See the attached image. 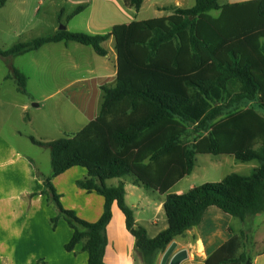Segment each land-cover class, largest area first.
<instances>
[{"label":"trees","instance_id":"trees-1","mask_svg":"<svg viewBox=\"0 0 264 264\" xmlns=\"http://www.w3.org/2000/svg\"><path fill=\"white\" fill-rule=\"evenodd\" d=\"M5 2L0 0V6ZM142 2L130 0L135 11ZM83 9L77 7L68 19ZM162 10L170 14L115 25L103 35L63 30L0 49V57L8 59L49 43L75 42L105 57L102 44L113 38L116 82L101 87L98 115L64 138L50 142L29 138L49 151L51 171L43 178L42 194L57 211L50 219L52 228L63 218L71 230L64 250L73 252L81 245L86 264H104L105 229L113 202L123 214L125 228L144 264H155L157 255L195 227L208 207L240 220L264 209V0L224 6L218 0H195L189 9ZM211 11H218V16L210 15ZM8 78L15 81L19 92L26 93V77L19 70L12 68ZM235 84L238 92L231 95L229 87ZM224 99L226 102L218 104ZM245 102L256 103L263 113L253 107L235 108ZM188 126L199 137L185 144ZM201 132L206 135L200 136ZM196 155H230L240 162L257 161L259 166L248 176L230 174L185 194L169 193L192 173ZM73 167L86 171L76 186L103 198V211L95 222H86L65 209L53 186L54 178ZM124 177L165 195L168 227L156 237H147L146 230L135 223L125 204L124 184L106 185L107 180ZM247 243V233L240 231L204 264H252ZM33 264L46 263L38 260Z\"/></svg>","mask_w":264,"mask_h":264},{"label":"rangeland","instance_id":"rangeland-1","mask_svg":"<svg viewBox=\"0 0 264 264\" xmlns=\"http://www.w3.org/2000/svg\"><path fill=\"white\" fill-rule=\"evenodd\" d=\"M40 1L42 4L38 5ZM59 1L8 0L5 2L4 6L0 7V49L7 50L16 43L29 42L33 39L50 36L54 32H58L60 27H64L63 23L67 21L66 14H69L74 8V6L66 4L65 13H62L60 7H58ZM226 2L227 0H220V4H225ZM109 9L111 10V8ZM212 14L214 17L218 16L216 12H212ZM86 16L87 13L80 14L74 20H71L69 22L70 30H78L77 32L86 33L83 32L85 30L84 24ZM157 17L153 9L145 6L138 16L135 15L132 17V20L141 21ZM124 20L128 22L126 18ZM118 22L124 21L118 20ZM72 45H74L72 47H75V51L71 50L72 63L68 61L67 54L63 52L59 53L56 49H52L49 53L45 50L41 54H27L8 59L0 57V89L2 88V91L6 92L2 93L1 91L0 97L4 96L6 99L3 102H9V104H13L14 102L28 106L27 115L21 114L18 108L14 109L13 112L5 109L4 112L0 113V122L6 121L3 124V134L14 142V145L26 157L34 160L33 164L37 166L38 172L44 176L48 175L51 171L49 151L45 148L35 146L29 137H33L42 142H50L75 133L87 122L88 118L89 120L95 118L93 115L95 110H86L81 107L85 105L82 97H86V95L83 93L78 94L79 103L77 104L81 107L78 111L66 109L63 107L65 105L64 103H66L65 96H70V93H78L82 90V92H85L84 90L87 87L92 88L90 98L94 97V102H96L95 108L98 111L100 94L99 91H95V86L97 84L114 86L116 80L115 76L111 77V73H105L103 71L102 64L104 58L94 54L90 47H84L75 43ZM103 47L108 51L112 49L108 43H105ZM74 63L77 65V69L73 68ZM12 68L20 70L28 79L25 94L17 90V85L13 79L9 78L8 81H1L3 74L11 73ZM90 70H96L97 73H88ZM57 88L62 89L59 95H56L53 99L44 100L45 96ZM229 89L231 95L238 92L237 84L230 86ZM37 101L41 102V107L34 109L32 104ZM224 102H226L225 99L219 101L218 104ZM246 107H253L259 114L263 113L254 102L241 103L235 108L242 110ZM21 115L23 119H20ZM28 120H31V124H28ZM187 130L188 134L184 142L185 144H190L194 138L199 136L195 132H192L193 126H188ZM15 131H19L22 134V138L16 136ZM204 135L206 133H200V136ZM258 166L259 163L257 161L240 162L230 155H196L195 167L191 175L183 178L171 190V193L175 192L174 194L178 195L185 194L190 189L205 183H218L230 174L248 176ZM17 179L21 178L17 177ZM75 187L77 186L75 185ZM1 191L9 192L8 189H1L0 187ZM143 191L153 197H162L159 193L151 190L143 189ZM67 194L69 193H64V196H67ZM1 201H7V197ZM5 203H2V205ZM13 204H8L7 207H0V218H3V223L0 222V241H2L0 244V264H12L13 260L15 261L16 259L19 263L15 261V264H31L33 260L34 262L42 260L37 258L39 254L38 240L39 237H46L49 235L48 233L54 230L49 221L50 219L48 221L46 220V222L40 219L34 223V231L40 234L34 240H27L25 237L20 240V237L17 236L19 233H13L12 230L18 231L21 228L19 226H22L23 222H26V218L24 217L25 213H23L24 204H17L18 207L14 206V214L9 208ZM53 209L56 215L57 211L54 205ZM41 213L42 217H47V212L42 211ZM151 213L149 210L147 213H142L141 216L143 219H149L153 215ZM221 213L224 215V218L219 221L220 223L214 222L213 225L218 224L224 226L230 232L231 230L235 233H239L240 231L248 232V245L246 249L256 259V264H264V210L261 215L248 219L245 222H241L238 218H233L223 212ZM20 217H24V219ZM12 219L15 221L14 226L11 228L10 221ZM60 219L65 225L63 218ZM6 220L7 222H5ZM57 231L59 235L54 242L55 248L58 251V247H60V250L63 251L62 246L68 239L64 241L65 239L61 235L62 227L59 230L57 229ZM253 241L258 243V247H252ZM12 250H16V252L12 253ZM259 251H261L260 254L258 253Z\"/></svg>","mask_w":264,"mask_h":264},{"label":"crops","instance_id":"crops-1","mask_svg":"<svg viewBox=\"0 0 264 264\" xmlns=\"http://www.w3.org/2000/svg\"><path fill=\"white\" fill-rule=\"evenodd\" d=\"M7 1L8 0H6V2ZM246 1L253 0H227L225 4H220V0H218V3L220 6H224L227 4H235ZM4 4L0 7H3ZM41 4V1L38 2V5ZM66 4L74 6V8L69 14H66L67 21L63 23L64 27H62L64 28V30L70 32H77L78 30H70L69 22L71 20H74L80 14L87 13L84 24L85 30L83 32L93 35H103L109 33L112 27L115 25L129 24L130 22L134 21L132 20V17H134L135 15L138 16L145 6L150 9H153L156 15L158 16L157 18H159L168 16L170 14V12L162 10L163 8L176 7L180 9H189L195 5V0H143L139 11L134 10L133 6L130 3V0H60L58 2V7H60L62 13H65L64 11ZM79 6H83L84 9L71 19H68V17ZM109 8H111V10ZM212 12H216L219 14L218 11H211L209 14L212 16ZM125 18L128 22H125ZM118 20L124 22H118ZM62 28L60 27L58 32H54V34L52 35L63 31ZM73 43L75 42L49 43L42 46L38 50L29 52L27 54H41L45 50H47L49 53L52 49H56L59 53L63 52L67 54L68 61L72 63L73 61L71 57V50L75 51V47H72L74 46L72 45ZM105 43L110 44V46L112 47V49H110L109 51L105 49L107 52L105 57L98 56L93 51V49L91 47L90 48L98 57L104 58L102 64V68L104 69L103 71L105 73H111V77H116L117 57L116 52L113 48V38L110 37L107 41L102 44V46H104ZM73 68L77 69V65L75 63L73 64ZM88 73L97 72L96 70H90ZM9 75L10 73L3 74L1 81H8ZM27 80L28 79L26 78V84ZM102 86L108 85L97 84L95 86V91H99L100 94L98 111H96L95 108L96 102H94V97L90 98V95L92 94V88L89 87L84 90L85 92H82V90L78 93H70V96L64 95L66 103H64L65 105L63 107L71 111H78L81 107L86 110H95L93 115L96 117L99 113L102 103ZM1 91L2 88L0 89V92ZM61 92L62 89L60 88L52 90L47 96H45L44 100L53 99L56 95H59ZM2 93L6 92L2 91ZM79 93H83L86 95V97H82L84 99L82 101L83 103L85 101V105L81 107H79L77 104L79 103ZM5 99L6 98L4 96L0 97V113L4 112L5 109L13 112L14 109L18 108L21 111V114L27 115L28 106L26 104H16L14 102L13 104H9V102H3L5 101ZM32 107L34 109L40 108L41 102L37 101L36 103H33ZM6 116H8V114H6ZM20 119H23L22 115ZM90 121H92V118L90 120L88 118L87 122L82 125L78 131H80ZM27 122L28 124H31V120H28ZM5 123L6 121L0 122V187L1 189H8L9 192H0V207H7L8 204L14 203L11 207H9L10 210H12L11 212H13L14 214V206H17V204H24L23 213H25L24 217L26 218V222H23V225L19 226L21 228L18 229V231L13 229L12 232L16 234L19 233L17 236L20 237V240L24 239V237L27 240H34L40 235L36 233L37 231H34V223L38 222L40 219L46 222V220L48 221L49 219L56 216L53 209V204L47 200V197L44 194H42L45 191V187L43 185V178L48 176L50 173L46 176L40 174L37 170V166L33 164L34 160L29 157H26L21 152V150L16 145H14V142L9 140L3 134V124ZM15 134L16 136L22 138V134L19 131H15ZM85 175V169L81 167H73L65 173L61 174L60 176L54 178L52 180V183L57 193L61 196L60 202L62 206L65 209L74 211L78 218L86 222L92 223L97 221L103 211V198L97 195L96 193H86L84 190L75 187L76 182L83 179ZM17 177L21 178L22 181L20 182L21 179H17ZM120 183L124 184L125 204L132 210L135 223L146 230L147 237L154 238L168 227V221L163 209L165 195H162V197H153L152 195L145 193L143 191L144 188L133 184L132 180L126 177L106 181L107 186H118ZM171 190L169 191V193L172 192ZM67 192L69 194H67V196H64V193ZM5 197H7V201H1L4 200ZM4 202L6 203L2 205V203ZM215 208L216 207L213 206L208 207L205 210L200 222L195 227L191 228L190 230H187L182 236H177L172 241V243L175 244V248L172 255L179 251H185L187 253V258L180 264H204L206 259L213 252H215L218 248L224 245L233 235L238 234L233 232L232 230L230 232V230L226 229L224 226L218 224L213 225L214 222H219L221 219L224 218V215H222L221 213L222 211ZM149 210L152 212L151 214L153 215L149 219H143L141 214L147 213V211ZM263 210L258 214L247 216L244 220H240L239 218L238 219L241 222H245L248 219L261 215L263 213ZM42 211L47 212L46 214L48 218L45 216L42 217ZM24 217L20 218L24 219ZM14 221V219L10 221L11 228L14 226ZM60 221L61 219L57 221L55 229L52 230L51 233H48L49 235L43 238L42 236L39 237V254L37 258L42 259L46 264H86L87 255L86 253L81 251V245H77L73 252H66L64 250V245L70 240L71 230L65 221H63L65 222V225L62 223V221L60 223ZM0 222L3 223V218H0ZM5 222H7V220ZM60 227H62L61 235L64 237V241L68 239V241L62 246L63 251L60 250V247H58L59 249L57 251L54 243L59 235L57 229L59 230ZM105 233L107 238V245L103 257L104 264H144L143 257L135 246L134 238L129 234V232L125 228V218L121 211L118 209L116 202H113V204L111 205V219L106 226ZM1 242L2 241H0V244ZM61 243L63 242L61 241ZM257 244L258 243H256L255 241L252 247H256ZM18 245L20 244L18 243ZM247 251L252 259V264H256V259L253 258L252 254L248 249ZM15 252L16 250H12V253ZM258 253L260 254L261 251H259ZM25 255H27V253H25ZM163 255L164 253H160L157 255L155 264H162ZM15 261L19 263L17 259ZM15 261L13 260L12 264H15ZM169 261L170 258H168L165 264H169ZM33 263L34 260L31 262V264Z\"/></svg>","mask_w":264,"mask_h":264},{"label":"water","instance_id":"water-1","mask_svg":"<svg viewBox=\"0 0 264 264\" xmlns=\"http://www.w3.org/2000/svg\"><path fill=\"white\" fill-rule=\"evenodd\" d=\"M64 30V28H62ZM175 248V244L171 243L166 249L163 255L162 264H165L168 258H170L169 264H180L187 258V253L185 251H179L172 255Z\"/></svg>","mask_w":264,"mask_h":264}]
</instances>
